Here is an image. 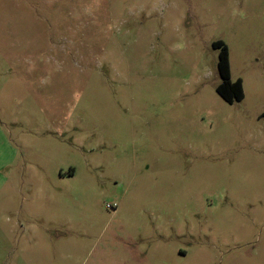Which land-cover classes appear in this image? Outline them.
Returning a JSON list of instances; mask_svg holds the SVG:
<instances>
[{
    "label": "rangeland",
    "instance_id": "rangeland-1",
    "mask_svg": "<svg viewBox=\"0 0 264 264\" xmlns=\"http://www.w3.org/2000/svg\"><path fill=\"white\" fill-rule=\"evenodd\" d=\"M263 114L264 0H0V264H264Z\"/></svg>",
    "mask_w": 264,
    "mask_h": 264
},
{
    "label": "trees",
    "instance_id": "trees-1",
    "mask_svg": "<svg viewBox=\"0 0 264 264\" xmlns=\"http://www.w3.org/2000/svg\"><path fill=\"white\" fill-rule=\"evenodd\" d=\"M213 48L215 50H220L218 72L221 78V83L216 88L217 94L229 104L242 101L245 97L243 80H232L228 47L224 42L216 41L213 43Z\"/></svg>",
    "mask_w": 264,
    "mask_h": 264
},
{
    "label": "built area",
    "instance_id": "built-area-1",
    "mask_svg": "<svg viewBox=\"0 0 264 264\" xmlns=\"http://www.w3.org/2000/svg\"><path fill=\"white\" fill-rule=\"evenodd\" d=\"M106 208L109 210H115L116 208H118V204L114 203V204H107Z\"/></svg>",
    "mask_w": 264,
    "mask_h": 264
}]
</instances>
